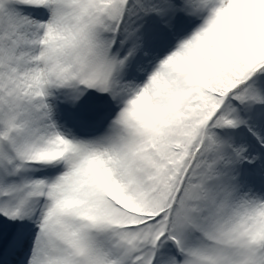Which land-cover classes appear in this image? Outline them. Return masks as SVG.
<instances>
[{"label": "snow or ice", "instance_id": "snow-or-ice-1", "mask_svg": "<svg viewBox=\"0 0 264 264\" xmlns=\"http://www.w3.org/2000/svg\"><path fill=\"white\" fill-rule=\"evenodd\" d=\"M0 264H264V0H0Z\"/></svg>", "mask_w": 264, "mask_h": 264}]
</instances>
